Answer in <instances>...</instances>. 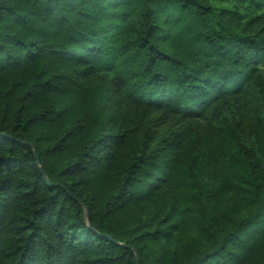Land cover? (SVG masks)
<instances>
[{
  "label": "trees",
  "instance_id": "16d2710c",
  "mask_svg": "<svg viewBox=\"0 0 264 264\" xmlns=\"http://www.w3.org/2000/svg\"><path fill=\"white\" fill-rule=\"evenodd\" d=\"M263 68L264 0H0V264H264Z\"/></svg>",
  "mask_w": 264,
  "mask_h": 264
},
{
  "label": "rangeland",
  "instance_id": "374dc122",
  "mask_svg": "<svg viewBox=\"0 0 264 264\" xmlns=\"http://www.w3.org/2000/svg\"><path fill=\"white\" fill-rule=\"evenodd\" d=\"M264 75V68L262 69ZM152 130L157 138L170 133H183L186 130L201 132L208 125L204 121L182 120L180 118L165 119L161 114L154 113L150 116Z\"/></svg>",
  "mask_w": 264,
  "mask_h": 264
},
{
  "label": "water",
  "instance_id": "95a60500",
  "mask_svg": "<svg viewBox=\"0 0 264 264\" xmlns=\"http://www.w3.org/2000/svg\"><path fill=\"white\" fill-rule=\"evenodd\" d=\"M36 158H37V160H38V156H37V154H36ZM38 163H39V160H38ZM134 252H135V254H136V263L139 264L138 250H137V249H134Z\"/></svg>",
  "mask_w": 264,
  "mask_h": 264
}]
</instances>
